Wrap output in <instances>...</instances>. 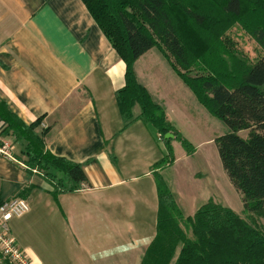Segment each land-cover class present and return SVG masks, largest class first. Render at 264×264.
<instances>
[{"label":"crops","instance_id":"1","mask_svg":"<svg viewBox=\"0 0 264 264\" xmlns=\"http://www.w3.org/2000/svg\"><path fill=\"white\" fill-rule=\"evenodd\" d=\"M124 73L81 0H0V102L24 124L37 122L45 148L81 164L89 181L54 200L41 176L27 175L21 147L0 121L15 158L0 157V201L33 186L28 212L9 222L28 264L141 263L156 229L151 167L165 154L150 125L124 128L115 99ZM135 75L146 76L141 84L164 107L175 99L166 74ZM139 112L135 106L133 116ZM170 190L185 217L208 200L198 205L189 187Z\"/></svg>","mask_w":264,"mask_h":264},{"label":"trees","instance_id":"2","mask_svg":"<svg viewBox=\"0 0 264 264\" xmlns=\"http://www.w3.org/2000/svg\"><path fill=\"white\" fill-rule=\"evenodd\" d=\"M81 1L125 64L124 84L115 91L124 128L136 120L150 125L166 150L151 167L158 202L156 229L140 264H264V231L253 221L213 199L191 216L182 214L160 171L174 162L172 140L187 155L194 148L134 71L141 56L157 49L197 102L228 127L214 139L222 168L241 193L246 217L264 221V52L248 62L226 47L231 41L223 37L236 21L264 51V0ZM192 43L194 53L189 50ZM190 68L193 74L187 73ZM135 106L140 110L137 117ZM0 121L20 145L27 175L41 176L54 200L89 185L81 164L45 148L43 135L35 131L37 122L24 124L3 102ZM166 134L173 138L165 139ZM32 188L24 185L11 199H25Z\"/></svg>","mask_w":264,"mask_h":264},{"label":"rangeland","instance_id":"3","mask_svg":"<svg viewBox=\"0 0 264 264\" xmlns=\"http://www.w3.org/2000/svg\"><path fill=\"white\" fill-rule=\"evenodd\" d=\"M223 37L229 38L231 45L226 47H230L239 58L253 62L263 55L261 47L236 21L229 25ZM194 46L192 43L189 47L191 53L196 51ZM134 71L136 74H166L168 92L175 94V99L168 101L165 106L168 120L194 148V152L187 155L177 140L171 141L175 164L174 167H166L161 173L168 187L176 195L182 186L192 188L198 194V205L211 197L215 202L253 221L264 231V221L260 217H253V220L246 217L241 193L223 170L214 142H208L210 137L216 138L228 132V127L197 102L190 89L176 77L170 62L157 49H151L138 59ZM187 73L193 74L194 69L190 68ZM139 82L146 86L149 83L145 75L139 77ZM153 99L159 101L155 94ZM157 143L162 155L166 154L163 141Z\"/></svg>","mask_w":264,"mask_h":264},{"label":"built area","instance_id":"4","mask_svg":"<svg viewBox=\"0 0 264 264\" xmlns=\"http://www.w3.org/2000/svg\"><path fill=\"white\" fill-rule=\"evenodd\" d=\"M10 141L4 139L0 132V157L15 160ZM25 199L15 198L0 204V264H28L24 250L10 234L9 222L22 217L28 212Z\"/></svg>","mask_w":264,"mask_h":264},{"label":"water","instance_id":"5","mask_svg":"<svg viewBox=\"0 0 264 264\" xmlns=\"http://www.w3.org/2000/svg\"><path fill=\"white\" fill-rule=\"evenodd\" d=\"M164 138L169 139V138H173V136L171 134H166Z\"/></svg>","mask_w":264,"mask_h":264}]
</instances>
